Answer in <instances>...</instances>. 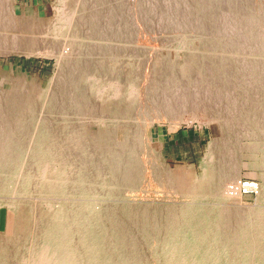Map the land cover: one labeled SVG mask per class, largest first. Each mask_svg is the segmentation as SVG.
Returning <instances> with one entry per match:
<instances>
[{
    "label": "bare ground",
    "instance_id": "1",
    "mask_svg": "<svg viewBox=\"0 0 264 264\" xmlns=\"http://www.w3.org/2000/svg\"><path fill=\"white\" fill-rule=\"evenodd\" d=\"M148 2L141 12L133 0H63L59 16L45 20L23 13L13 0H0V57L43 52L56 57L59 65L57 76L36 97L10 96L2 85L8 80L1 77L0 193L22 199L35 193L115 195L139 178L157 176L152 164L160 158L159 148L153 147L154 123L190 109L205 112L221 136L202 178L189 185L185 195L207 187L200 197L239 198L230 189L225 193V187L240 177L242 138L264 139V58L244 52L256 47L264 12L255 0ZM141 19L152 26L175 22L195 32L200 43L189 47L184 60L159 57L165 43H138L133 36L144 29ZM229 25L253 43L234 39L227 32ZM257 147L264 150V142ZM55 163L62 168L47 167ZM166 177L172 182L169 173ZM260 198L264 201V186ZM118 206L70 201L55 207L50 217L41 215L35 221L37 230L24 238L16 234L9 245L29 256L42 247L58 264H99L104 255L119 254L122 246L139 238L135 218L120 217ZM212 210L177 208L158 234L162 240L154 254L157 264L167 255L197 264L255 262L244 249L262 244L264 228L252 234L242 231L258 222L264 226L263 211L240 220L235 228L241 232L220 234L218 229L229 220L213 216ZM134 245L125 246L129 255L136 253ZM132 260L121 264H136Z\"/></svg>",
    "mask_w": 264,
    "mask_h": 264
},
{
    "label": "rangeland",
    "instance_id": "2",
    "mask_svg": "<svg viewBox=\"0 0 264 264\" xmlns=\"http://www.w3.org/2000/svg\"><path fill=\"white\" fill-rule=\"evenodd\" d=\"M255 1L260 6L259 10L264 12V0ZM13 2L19 10H23V13L27 15L29 13L37 14L45 20L56 18L64 8L63 0H13ZM146 2L149 4L148 0H142L140 4L135 3V0H133V5H137L142 12L147 7ZM126 13V23H128L127 10ZM141 20L138 21L143 23L144 29L134 31L133 36L138 43L151 42L156 46L165 43L166 46L157 53L159 57L168 54L184 60L189 47L200 43V38L195 32L182 30L175 22L157 23L152 26L149 20ZM133 22H136V20ZM189 26H192V24ZM230 26H233V30ZM236 27L235 25H229L227 32L233 35L234 39H243L244 43H253V39L248 35L244 33L237 34ZM259 27L260 36L258 38L260 39L256 37L254 40L256 47L248 46L244 49V52L249 56L251 54H261L264 58V23L263 26ZM236 30L237 32H235ZM245 62L247 66L250 64L253 68V64L249 63V60H245ZM57 64L56 57L43 52H23L11 54L9 57L1 56L0 81L3 77L8 80V82L2 83L3 89L10 93V96L15 93L16 97L23 95V99L36 97L47 89L53 77L55 78L59 73V65ZM249 71H252V69ZM239 94H242L240 90ZM250 103L246 107L247 110ZM184 112L178 117L160 119L154 123L153 147L155 149L159 148L160 158L153 160L152 164L157 171V176L139 178L133 181L132 184H127L116 191L115 195L66 196L35 193L23 195L22 199L19 195L0 193V264H58V261L52 259L51 253L46 252L42 247L29 256L26 253L23 254L24 252L19 253L15 246L9 245V243H12L16 234L23 233V238L30 236L33 230L38 229V226H35L37 218L41 215L50 217L55 207L65 206L70 201L91 204L97 207L102 203L119 205L118 207L123 211L120 217L126 215L125 217L131 216L136 220L133 223V228L136 230L137 227L136 234L139 235L137 241L122 246L119 254L104 255L103 261L99 264H121L122 261L128 263L127 261L132 260V258L137 260L136 264H157L159 259L154 254L158 251V245L162 240L158 234L161 233L167 224L166 221L175 215L176 209L180 206L212 207L214 212L211 211L210 214L218 218H221V216L226 217L229 220L228 224L232 223L218 229L220 234L241 232L242 230L235 227L238 226L240 220L247 218L248 214L254 215L263 211L261 215L264 218V201L260 198L261 188L264 186V150L257 147L258 144L264 142V139L259 137L245 135L242 138L241 147L239 148L243 162L240 177L235 181H228L225 187V193H228L227 191H230L231 186L236 182L251 180L258 183L259 190L257 194H238V199L219 200L215 197H200L202 193L209 191V188L204 187V189H200L201 192H191L195 195H185L184 191L187 190L188 186L195 180L202 178L208 157L213 153L214 143L219 140L221 131L219 126L210 120L205 112H195L190 109L184 110ZM246 131L245 128L243 133L246 134ZM253 131V129L249 130L250 133ZM48 166L62 168L59 163L47 164ZM167 173H169L172 182L166 180ZM263 228V222H258L242 232L243 234H252L263 230ZM136 234L132 233L135 238H137ZM230 242H233V239ZM260 242L262 244L256 246L253 250L250 248L244 249L248 257H255L257 258L256 261L249 263L247 260L240 264H264V254L260 255L264 252V240ZM133 243L138 249L135 250L136 253L129 255L125 250V246L129 247ZM182 257L167 255L163 264H197L196 262H186ZM76 263L83 264V261ZM207 264L233 263L216 260Z\"/></svg>",
    "mask_w": 264,
    "mask_h": 264
},
{
    "label": "built area",
    "instance_id": "3",
    "mask_svg": "<svg viewBox=\"0 0 264 264\" xmlns=\"http://www.w3.org/2000/svg\"><path fill=\"white\" fill-rule=\"evenodd\" d=\"M231 191L241 195H255L258 193V183L251 180H242L231 186Z\"/></svg>",
    "mask_w": 264,
    "mask_h": 264
}]
</instances>
